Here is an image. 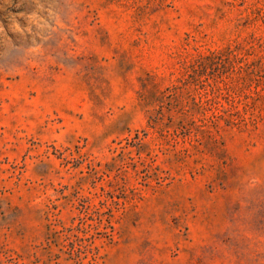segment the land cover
Segmentation results:
<instances>
[{
	"label": "rangeland",
	"instance_id": "374dc122",
	"mask_svg": "<svg viewBox=\"0 0 264 264\" xmlns=\"http://www.w3.org/2000/svg\"><path fill=\"white\" fill-rule=\"evenodd\" d=\"M0 264H264V0H0Z\"/></svg>",
	"mask_w": 264,
	"mask_h": 264
}]
</instances>
